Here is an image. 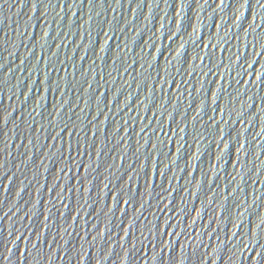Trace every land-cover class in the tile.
Returning a JSON list of instances; mask_svg holds the SVG:
<instances>
[{"label": "water", "instance_id": "obj_1", "mask_svg": "<svg viewBox=\"0 0 264 264\" xmlns=\"http://www.w3.org/2000/svg\"><path fill=\"white\" fill-rule=\"evenodd\" d=\"M0 194L125 264H264V0H0Z\"/></svg>", "mask_w": 264, "mask_h": 264}, {"label": "snow or ice", "instance_id": "obj_2", "mask_svg": "<svg viewBox=\"0 0 264 264\" xmlns=\"http://www.w3.org/2000/svg\"><path fill=\"white\" fill-rule=\"evenodd\" d=\"M261 255H264V254H261Z\"/></svg>", "mask_w": 264, "mask_h": 264}]
</instances>
